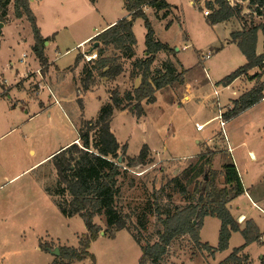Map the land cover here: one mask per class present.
<instances>
[{"label":"rangeland","instance_id":"rangeland-1","mask_svg":"<svg viewBox=\"0 0 264 264\" xmlns=\"http://www.w3.org/2000/svg\"><path fill=\"white\" fill-rule=\"evenodd\" d=\"M167 1L173 4V13L165 11L161 19L153 12H149L148 16L157 40L167 43L173 53L158 54L152 70L156 76L158 71L165 69L170 60L179 72L181 70L175 63V58H178L188 70L186 81L194 85L192 100L188 102V97L184 99L185 85H174L158 92L156 103H144L145 117L138 119L132 113L117 111L111 123L117 140L127 145L128 156L137 157L144 145L150 148V162L147 165L132 167L128 176L120 179L122 194L119 203L131 214L133 233L138 236L142 245L156 242L158 233L162 230V224L156 216L157 204L163 209L171 205H186L185 196L178 192L171 181L179 177L182 183L187 185L188 180L183 177L191 169L199 167L212 151L215 154L213 168L219 173L216 183L218 186L224 185V178L220 174L222 164L232 161L227 141L218 122H212L203 132L196 130V123H205L219 113L214 87L221 92V110L232 108L233 100H230L229 105L226 103L232 97V91L240 88L241 82L228 89L220 82L243 65L244 55L235 44L230 43L231 34L236 29H243L241 22L250 24L261 21L248 10V2L243 0H235L236 8L242 12L234 16L233 20L217 27H213L202 10H210L209 4L214 0H193V4L192 0ZM43 5L41 12L44 14V21L42 19L40 25L43 34L55 36L60 42L59 51L51 48L49 56L54 59L59 69L65 70L58 75L56 72L52 74L50 85L55 89L60 88L66 103L65 108L74 122H77L73 127L58 123L57 142L61 144L78 135L76 126L79 129L87 121H96L101 107L111 101L114 90L120 91L121 95L133 91L140 84V78L132 77L130 60L123 61L125 72L114 81L100 78L93 63L82 61L79 67L75 68L77 57L88 53L95 44L89 43V40L76 47V43L84 40L95 29L99 30L110 20L121 16L124 12L122 0H99L96 6L90 0H47ZM33 7L36 9V5ZM52 17L59 19L57 24L52 23ZM5 24L7 27L0 35V74L3 75L6 86H12L26 71V63L35 71L39 65L31 48L34 43L31 24L26 17L19 20L16 18L13 3L7 9ZM134 32L138 39L137 53L142 57L146 48V28L142 19L134 22ZM24 54L28 57L24 58ZM113 54L114 50H110L106 55ZM207 55H210V58L205 60ZM39 71L42 74L39 76H43L40 81L44 85L49 84L51 79L49 80L44 71ZM88 72H93L95 76L91 81L88 79ZM29 77L35 80L32 92L38 95L41 89L40 81L36 80L38 76L31 73ZM261 82L262 80L259 83ZM87 84L90 88L85 91ZM49 95V89L44 87L40 97L44 99ZM17 98L28 102L30 112L38 106L35 104L36 99L27 96L23 91L20 98ZM18 106L19 109L24 107L21 102H18ZM242 123L243 117H240L231 127H239ZM229 127L226 126L227 133ZM19 133L8 134L1 145ZM41 140L42 142L36 141L37 158L54 147V144H47L46 139ZM26 159L32 158L27 154ZM56 181L57 173L52 162L43 164L35 172L25 174L0 188V264H47V257H54L56 263L60 264V256L51 255L50 251L46 250L41 252L37 247H50L53 250H60L61 247L79 248L80 238L86 233L84 221L78 216L68 220L61 214L55 199L46 192L47 187H54ZM240 201V204H246V201ZM6 216L11 219L2 222L1 219ZM95 222L101 226V233H104L89 249L96 258V264H140L141 247L128 231L122 230L116 238H112L115 233L106 226L103 217H97ZM141 222L145 223V227ZM219 228L218 218L209 219L204 232V242L214 244L219 235ZM235 244L233 241L234 247L237 246ZM200 252L201 249L195 246L189 236L178 238L172 243L165 264H183L193 255L199 256ZM250 252L255 264H259L264 256V247L260 244L253 245ZM72 264H92V261L87 259Z\"/></svg>","mask_w":264,"mask_h":264},{"label":"trees","instance_id":"trees-1","mask_svg":"<svg viewBox=\"0 0 264 264\" xmlns=\"http://www.w3.org/2000/svg\"><path fill=\"white\" fill-rule=\"evenodd\" d=\"M90 1L92 4L96 2ZM243 1L248 2V10L261 21L250 24L244 22L243 30L231 34L232 42L245 56L247 63L221 80L220 84L224 87L240 77L249 76L253 70L264 71V53L258 56L256 52L258 33L261 32L264 36V0ZM123 2L130 18L120 20L92 39V42L99 43L96 49L99 58L93 62V67L98 71L100 78L114 81L125 72L123 61L130 60L132 77L140 78V84L124 95L114 90L111 101L101 107L96 121H87L78 129L80 144L75 143L62 149L52 158L57 181L54 187L46 189L47 193L55 199L63 216L82 218L86 228V233L80 238L79 248H60L62 259L60 264H72L87 259L96 264V258L89 249L101 236L102 228L95 222L97 217H103L106 226L114 231L112 238L122 230L133 236L141 247L140 264H165L172 243L185 236H189L197 248L214 255L229 248L230 238L236 232L241 233L245 243L235 248L220 264H249L248 257L242 252L250 244L260 242L262 233L252 220L247 221L245 227L241 228L233 217L228 205L243 196L245 188L233 161L223 165L220 174L224 178V185H217L216 178L219 173L213 168L215 156L213 151L199 167L186 173L183 178H187V185H184L179 177L171 181L178 192L185 196L186 205L184 207L171 205L163 209L157 204L156 216L162 224L158 240L153 244L142 245L138 236L133 233L131 214L119 203L122 194L120 179L127 177L132 167L147 165L150 162V148L144 145L137 157L128 156L127 145L119 143L112 132L111 121L115 112L125 110H129L138 119L142 118L145 115L144 103H156L157 93L171 86H184L187 71L178 72L172 62H167L165 69L158 71L156 76L152 70L157 55L161 52L172 54L173 49L157 40L145 8L163 10L170 9L171 6L165 0ZM11 3L14 5L16 18L26 17L30 22L34 35L33 52L41 65L46 66L48 61L44 54V44L48 39L41 35L36 16L30 8V0H0V23H6L7 9ZM209 8L212 13L208 16V21L212 25L227 21L242 12L236 7L232 9L226 0H214L209 4ZM137 19H142L146 28L145 59L136 58L137 40L133 24ZM110 50H114V54L106 55ZM82 61V55L78 56L75 67ZM263 71L252 77L257 80L255 87L235 99L232 108L225 110L224 116L227 121L264 99V85L262 82L259 83L264 76ZM94 78L93 72H88V79L91 81ZM89 88V84L84 87L85 91ZM121 155L123 161L119 163ZM207 217L218 218L221 222L219 244L216 248L201 243V229ZM141 223L145 227V223ZM41 248L53 251L50 247ZM53 264H57L56 261Z\"/></svg>","mask_w":264,"mask_h":264},{"label":"crops","instance_id":"crops-1","mask_svg":"<svg viewBox=\"0 0 264 264\" xmlns=\"http://www.w3.org/2000/svg\"><path fill=\"white\" fill-rule=\"evenodd\" d=\"M165 1L171 6L170 9L153 11L152 8L147 7L145 8L146 14L148 15L149 12H153L158 19H161V16L163 15L165 11L173 13V10H172L173 4L169 3L167 0ZM193 2L194 1L192 0L191 4H193ZM44 3H47V0H30V8L32 9L33 13L36 16L37 23L41 31V35L43 36V38L48 39V41L45 42L44 44V54L47 58L48 64L46 66H42L39 60L37 59V57L35 56L36 61L39 65V68L37 69V71L32 69L30 66H27V63H26V71L20 75L18 80L15 81V84L12 86H8V85L6 86V81L2 78L3 75L0 74V85L2 86V90L0 91V184H1L0 188L7 186L8 184L19 179L25 174L35 172L43 164L44 165L47 163L51 164L53 162L52 160L53 156L59 153L62 149H65L75 143L80 144L79 134L74 138L70 137L68 140H66V142H63L61 144H58L57 142L58 123L66 124L67 126L70 125L71 127H73L75 126L74 123H77V122H74L72 116H70V114L67 112L65 108L66 103L62 95L63 93L60 91V88L58 86H55L56 88L58 87L57 89H55L50 85L52 84V74L56 72L55 74L58 75L59 72H64L65 70L62 71L61 69H59L55 65L54 59H51L49 56V51L51 50V48L57 49L59 51L60 47L58 44L60 42L55 38V36H49V35L46 36L43 34L42 27L40 25H41V20L43 19L44 21V14L41 12V9L44 8L43 7ZM98 4H99V0H96L95 4L93 5L96 6ZM35 5H36V9H34L33 7ZM123 9H124V12L121 14V16L116 17L113 20H110L109 22L105 24V26H103L99 30L95 29L84 40L77 42L76 47L82 46L89 40H90L89 43L92 42V39L96 37L99 33L103 32L110 26L116 24L120 20L124 18L129 19L130 16L125 9L124 2H123ZM233 19L234 17L227 21L215 24L213 25V27H217L218 25L224 24ZM58 20L59 19L57 17H52V23L54 25L58 23ZM240 24L244 28V24L242 22ZM6 27H7V24H4L2 33ZM241 30L243 29L242 28L236 29L234 32L241 31ZM133 31H134V24H133ZM135 37L137 40V44L135 46L136 58L145 59L147 57L146 48L143 51V56L139 57L137 53L138 39L136 35ZM188 38L191 39L189 35H188ZM230 43L235 44L232 42V38H230ZM164 44H167V43H164ZM33 46H34V43L31 46L32 50H33ZM263 46H264V36L261 32H259L258 40H257V48H256V52L258 56L264 53ZM69 50H67V52ZM177 51H180V50L177 49ZM24 55L28 57L27 54H24ZM175 59H176L175 63L177 64L178 69H180L181 71L186 70L183 66V63L178 58H175ZM169 62L173 63V61H170V60ZM246 63H247V60L244 56V61L242 62V64L245 65ZM78 67H75V68H78ZM69 69H73V68H69ZM39 70L44 71L46 73V76L49 77V80L51 79L49 84L44 85L43 82L40 81L42 80L43 76L42 77L39 76V75H42L41 73H38ZM186 71L188 72V70ZM257 72H259L258 69L253 70L249 74V76L240 77L236 79L232 84L225 87V89H228V88L233 87V85H235L236 83L241 82V84H239L240 88H238L237 91L236 90L232 91V95H231L232 97L228 99L226 105L230 104L231 102L230 100L234 101L235 99H238L242 94L250 91L253 87H255L257 80L252 79V77ZM31 73L36 74L38 76L36 80L40 81V84H41V89H39L38 95L33 94L32 92L33 82L35 80L29 77V74ZM261 80L264 85V76L262 77ZM44 87H47L49 89L50 95L49 97L42 99L40 97V93H43ZM58 89H59V92H58ZM21 91H23V93H27V96L33 97L36 99L35 104L38 106L33 110V112H30L28 108L29 104L27 101H24V99L17 98V97L20 98ZM193 92H194V85L189 84V82L186 81L185 89H184V94H185L184 99L188 97V102H190L193 97ZM233 92H236L237 94L233 95ZM11 93H13V96H11ZM263 94H264V91H263ZM7 96L9 98H7ZM15 100L18 102H21L24 105V107H20L19 109L18 102H16ZM220 100H221L220 96L217 97L216 101L219 106V109H221ZM225 106H222V107L224 108ZM123 113H131V112L129 110H125L123 111ZM44 114H46V116ZM54 114L56 115L55 118L53 117ZM114 115H113V118H114ZM145 115H146V112H145ZM145 115L143 117H145ZM240 117H243L244 123H242V125H239V127L232 128L231 127L232 123L236 121L237 119H239ZM227 126H230L228 133L226 130L227 139H228L227 148L230 147L231 149L230 157L237 168L242 184L245 188V194L239 197L238 199L232 201L228 205V207L233 217L240 224L241 228L245 227L247 221L252 220L253 222L256 223L260 232L262 233V238L260 242L250 244L242 252L243 255H246L248 257L249 264H255V261L250 252L251 247L256 244H260L261 247H264V99L258 102L256 105H254L250 109L241 113L234 119L228 121ZM76 130H78L77 126H76ZM12 132H20V133L16 135L14 138L8 140L3 145H1L2 140L6 138L8 134ZM41 139H46L47 144L48 143L50 145L54 144V147L52 150L49 149V151L45 153L43 156H40L37 158L36 155H37L38 150L36 149L37 148L36 141L39 140L40 142H42ZM119 143L121 145H124L120 141ZM197 143H200V141H197ZM27 154L31 156L32 158L31 160L26 159ZM223 165L224 164H222V167ZM47 188H50V187L48 186ZM240 200L246 201V204L245 205L240 204L241 202ZM66 218L68 220H72L74 217H71V218L66 217ZM10 219L11 217L6 216V218H3L1 220L2 222H8ZM209 219H214V217L205 218L202 229H201V234H200L201 243L203 244L207 243L211 247L216 248L218 247V244H219V235L217 238H215V242L212 245L209 242H204L203 240L204 232H205L206 225ZM220 229H221V222H220L219 233H220ZM118 233L115 235L114 238H116ZM233 241L236 242L237 246L235 247L233 246ZM244 243H245V240L243 236L241 235V233L239 232L233 233L229 241V248L227 250L223 252H216L214 255H211L209 252L205 250H201L199 256L193 255L191 258L188 259V261H186L183 264H192V263L220 264L231 254V252L235 248L242 246ZM37 250L43 252V249L41 248V246L37 247ZM50 254L53 255L52 251H50ZM47 258H48L46 260L47 264H53V262L55 261L53 259L54 257H51V258L47 257ZM261 258L262 260L259 264H264V256H262Z\"/></svg>","mask_w":264,"mask_h":264},{"label":"built area","instance_id":"built-area-1","mask_svg":"<svg viewBox=\"0 0 264 264\" xmlns=\"http://www.w3.org/2000/svg\"><path fill=\"white\" fill-rule=\"evenodd\" d=\"M226 2L229 4V6L232 9H235V7H236L235 0H226ZM202 5H203V2L200 4V7ZM202 10H203V14H204L205 17L210 16L211 13H212L209 9H205V8L203 9L202 8ZM24 57H26V55H24ZM82 58H83V61L86 62V63H93L99 57H98V53H97L96 50H93V51L90 50L88 53L82 54ZM204 58H205V60H208L210 58V55H207ZM38 73H40V71H38ZM207 77H208V75H207ZM236 94H237L236 92H233V95H236ZM214 95L216 97H219L220 96V91L217 90L216 87H214ZM218 112L219 113L214 118L206 121L205 123H196V130L198 132H203L206 129L207 126H209L212 122H215L216 121L219 124V127L221 129V133H222L224 139L227 141L228 139H227V133H226V126L228 124V121H227L226 117L224 116L225 110L222 111L221 109H219ZM228 150H229V152H231L230 147L228 148Z\"/></svg>","mask_w":264,"mask_h":264},{"label":"water","instance_id":"water-1","mask_svg":"<svg viewBox=\"0 0 264 264\" xmlns=\"http://www.w3.org/2000/svg\"><path fill=\"white\" fill-rule=\"evenodd\" d=\"M3 27H4V24L0 23V35L2 33ZM98 46H99V43H95L94 46L91 48V51L96 50L98 48ZM122 161H123V156L121 155L119 157V161L118 162L122 163ZM101 235L104 236V233H101ZM52 253H53V255L60 256V250L58 248L53 250Z\"/></svg>","mask_w":264,"mask_h":264}]
</instances>
